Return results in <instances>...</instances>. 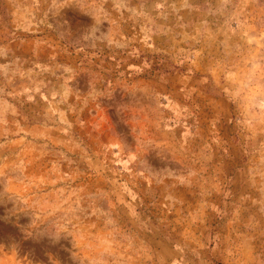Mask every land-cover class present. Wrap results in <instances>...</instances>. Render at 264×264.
Listing matches in <instances>:
<instances>
[{"label": "rangeland", "instance_id": "374dc122", "mask_svg": "<svg viewBox=\"0 0 264 264\" xmlns=\"http://www.w3.org/2000/svg\"><path fill=\"white\" fill-rule=\"evenodd\" d=\"M0 264H264V0H0Z\"/></svg>", "mask_w": 264, "mask_h": 264}]
</instances>
